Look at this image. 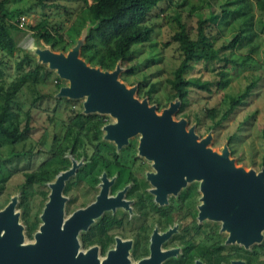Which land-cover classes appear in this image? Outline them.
<instances>
[{
	"label": "rangeland",
	"instance_id": "1",
	"mask_svg": "<svg viewBox=\"0 0 264 264\" xmlns=\"http://www.w3.org/2000/svg\"><path fill=\"white\" fill-rule=\"evenodd\" d=\"M55 1L59 7L49 12L45 11L48 7H42L37 0H16L9 3L8 9L11 10L9 22L18 23V29L9 28V31L21 52L14 53L4 65L3 69L8 80L16 74L14 61L25 52L34 56L40 65L29 74L28 80H42L44 70L49 66L39 59L35 49L51 48L42 41L37 44L33 32L49 22L57 28L60 27V32L64 33L80 9V3L77 0ZM248 1L252 3V6H248L249 20H246L247 16L245 17L242 13L226 11L237 5L233 0H164L148 14L147 23L153 26L150 40L133 46V57L127 62H118L117 65L121 67L118 79L127 87H135V97L139 100L146 99L160 114L170 102H179L178 99L169 101L167 98L168 93L171 92L168 79L172 77V72L180 60L177 44L171 39L173 32L178 28L175 16L180 15L181 21L185 23L192 36L196 33L197 20L200 17H206L207 24L210 26L209 30L215 37L216 46H220L223 41L227 43L238 35L235 47L231 53H228L232 62L227 63L225 67L228 72V85L221 89H216L214 85L215 72L223 62L193 63L192 68L186 72V77H198L214 83L209 87L211 91L192 87L184 109L181 112L177 110L173 114V119H186V128L193 127L198 139L210 134L211 140L207 146L212 150L220 153L227 146L230 150V158L234 160L236 166L244 167L246 170L260 171L264 170L261 162L262 127L264 126V10L256 5L255 0ZM49 2V0H43L44 4ZM15 8H21L22 13L13 11ZM85 30V28L82 29L70 49L74 47L80 49ZM251 47L253 52H249ZM247 55L250 57L244 60ZM129 68H132L131 73L127 72ZM52 70L53 73L47 80L37 87L44 97L31 110L28 135L15 146L16 151L33 152L32 167L38 165L41 161L40 155H43V152L37 154V150L43 147L50 150L55 147L54 135L63 131L68 111L80 108V104H83L85 99V97L77 98L75 103L70 104L66 101L70 98L58 96L59 90H56V82L67 86L69 81L60 76L57 79V72ZM152 85L155 87L153 91H151ZM35 94L33 86L27 85L18 94L16 104L22 111L26 110ZM239 95L242 99L232 106L234 97ZM60 97L57 112L53 115L52 110ZM207 109H216L214 118ZM91 114L103 117L105 124L114 122V118L109 114ZM19 116L23 117V114ZM49 117L55 120L50 121ZM74 125L79 126L80 122L75 121ZM232 136L233 138L229 141ZM38 143L41 145H37ZM3 150L6 149L3 148ZM5 159L10 162V169L17 171L7 177V171L2 167V171L4 169L2 178L5 180L0 178V182L5 185L4 201L12 197L18 201L16 210L19 213V221L24 226V237L28 241H33V235L30 236L26 231V220L22 218L23 205L19 188L23 180L20 170H28V157L27 155L8 156ZM28 192L29 195L25 200L28 216L32 217L38 213L40 219V214L48 199V182L33 184ZM74 192L79 198H86L77 192L75 186H72L70 193ZM86 195L90 196L89 193ZM40 222L41 220L38 225Z\"/></svg>",
	"mask_w": 264,
	"mask_h": 264
},
{
	"label": "water",
	"instance_id": "2",
	"mask_svg": "<svg viewBox=\"0 0 264 264\" xmlns=\"http://www.w3.org/2000/svg\"><path fill=\"white\" fill-rule=\"evenodd\" d=\"M35 52L58 76L69 81V85L59 88L58 96L85 97L83 113L109 114L114 118V123L103 127L107 139L121 146L128 137L140 135V153L153 160L157 173L151 178L158 188L175 191L185 183L184 176L203 178L205 204L201 210L224 220L223 225L231 230L228 241L238 240L247 245L261 239L264 170L256 173L236 166L227 146L218 153L207 146L210 134L198 139L193 127L186 128V119H173L178 101L170 102L158 114L146 99L135 97V87H127L118 79L119 65L111 71L90 66L80 57L77 47L66 53L48 48H37ZM75 167L73 164L49 183L48 200L33 241L24 237L15 197L0 210V264H127L119 245L102 261L97 258L96 247L86 252L78 250L77 233L101 213L106 184L95 202L64 220L62 189Z\"/></svg>",
	"mask_w": 264,
	"mask_h": 264
},
{
	"label": "trees",
	"instance_id": "3",
	"mask_svg": "<svg viewBox=\"0 0 264 264\" xmlns=\"http://www.w3.org/2000/svg\"><path fill=\"white\" fill-rule=\"evenodd\" d=\"M16 0H0V178L4 174V169L9 177L17 170H11L10 165L5 158L8 156H23L28 157V170H20L23 180L19 188L21 191L20 199L23 205L22 218L26 220V231L32 236L38 227L40 221L38 213L28 216V208L25 206V200L29 195V189L33 184H44L51 181L58 170L59 166L51 162V151L38 149L37 154L40 155L36 167H32L33 158L31 151H16V144L28 135L29 122L31 120V110L36 107L37 102L44 97V94L39 92L38 85L53 73V70L47 67L44 70L41 81L28 80L29 74L37 69L40 65L36 58L30 53H24L14 61L15 76L8 80L5 76L4 65L14 53H20L16 42L11 35L9 28L18 29V23L9 22L8 5ZM47 4L43 0H37L42 7L48 8L45 11L49 12L52 9L59 7L55 0H49ZM80 3L79 12L75 19L64 30L60 32V27H56L47 22L37 31L33 32L34 40L37 44L40 41L53 51L67 52L75 44L76 39L85 28L84 39L80 43V57L90 66L99 67L102 70L111 71L115 68L118 62H127L134 55L133 46L149 41L153 32V26L147 23L148 14L164 0H77ZM237 5L234 8L227 9V12L242 13L249 20L250 15H247L248 6L252 3L248 0H233ZM256 5L264 10V0H255ZM18 13H22L21 8H15ZM45 15V14H43ZM175 21L178 28L173 32L171 39L177 44L180 53V60L172 72V77L168 79L171 92L168 93L169 101L174 99L179 100L178 112H181L188 99V94L192 87L211 91L209 88L214 82L201 80L198 77H186V72L192 68L193 63H212L213 61L223 62L219 65L215 72L216 81L214 85L216 89L224 88L229 83L228 72L225 69L226 64L232 62L228 53H231L238 41L236 35L231 41H223L220 46H216L215 37L209 30L208 19L200 17L196 24L195 36L187 28L184 22L181 21L180 15L175 16ZM264 27V23H263ZM66 38L68 40H66ZM253 52V48L249 49ZM247 55L244 60L249 58ZM27 70V71H26ZM127 72L131 73L132 68ZM56 78L60 77L56 75ZM27 85L33 86L35 89V97L28 108L22 111L16 104V98ZM56 90L58 91L61 84L56 82ZM155 89L154 85L151 91ZM242 96L234 97L232 106L240 101ZM61 101V97L57 99L53 115L57 112V108ZM67 103L73 104L76 99H66ZM231 106V107H232ZM230 107V109H231ZM210 115L214 118L216 109H207ZM229 110H227L228 112ZM67 113V122L60 134L54 135L56 149L53 155L59 156L67 147L76 148L81 145H100L105 144L102 140L101 125L104 124L103 117L97 114L83 113L82 104L80 108L71 109ZM23 114V117L19 116ZM50 121L55 118L49 117ZM79 121L80 125L75 126L74 122ZM233 138L230 137L229 141ZM40 140V139H38ZM37 145H41L38 143ZM5 148L6 150H3ZM262 156L261 162L264 165V126L262 127ZM50 155V156H47ZM2 167L4 168L2 171ZM6 177V178H7ZM2 178L1 180H3ZM5 180V179H4ZM2 185H0V188ZM45 195V193H43Z\"/></svg>",
	"mask_w": 264,
	"mask_h": 264
},
{
	"label": "flooded vegetation",
	"instance_id": "4",
	"mask_svg": "<svg viewBox=\"0 0 264 264\" xmlns=\"http://www.w3.org/2000/svg\"><path fill=\"white\" fill-rule=\"evenodd\" d=\"M104 125L105 144L67 147L59 156L53 155L55 146L49 150L51 156L47 155L60 167L48 185L76 164L62 189L64 220L95 202L106 184L101 213L77 233L79 251L96 247L102 261L119 245L127 264H264V229L259 241L247 245L228 241L231 230L223 225L224 220L201 210L205 204L203 178L184 176L185 183L175 191L161 190L151 178L157 173L153 160L140 153V135L117 146L105 137ZM0 185L2 210L10 200L4 201L5 185ZM72 186L86 198L71 194Z\"/></svg>",
	"mask_w": 264,
	"mask_h": 264
},
{
	"label": "built area",
	"instance_id": "5",
	"mask_svg": "<svg viewBox=\"0 0 264 264\" xmlns=\"http://www.w3.org/2000/svg\"><path fill=\"white\" fill-rule=\"evenodd\" d=\"M22 20H24V19L22 18Z\"/></svg>",
	"mask_w": 264,
	"mask_h": 264
}]
</instances>
